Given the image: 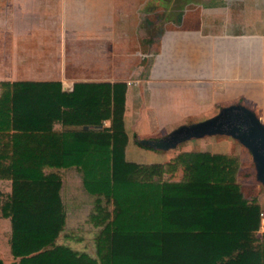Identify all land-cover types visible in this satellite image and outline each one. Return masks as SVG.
<instances>
[{
	"label": "trees",
	"instance_id": "obj_1",
	"mask_svg": "<svg viewBox=\"0 0 264 264\" xmlns=\"http://www.w3.org/2000/svg\"><path fill=\"white\" fill-rule=\"evenodd\" d=\"M126 93V83H0V182L10 183L0 217L13 264H264L263 209L241 191L238 157L128 161ZM179 169L181 180H164ZM68 173L92 201L96 257L58 243Z\"/></svg>",
	"mask_w": 264,
	"mask_h": 264
},
{
	"label": "rangeland",
	"instance_id": "obj_2",
	"mask_svg": "<svg viewBox=\"0 0 264 264\" xmlns=\"http://www.w3.org/2000/svg\"><path fill=\"white\" fill-rule=\"evenodd\" d=\"M9 1L0 0V22L3 21L4 7ZM217 1L44 0L45 10L48 12L61 11V8L58 9V3L68 2L72 3L70 4V7H72L70 11L80 10L82 12L80 15L83 18L78 19V24L75 26L83 30V38L74 39L72 36L66 42L64 34V37L62 35L54 36L55 38L52 36L51 41L53 44L51 46H56L61 41L74 47L75 54L76 51L80 50L81 54L77 52V56L82 57L84 62L79 65L86 69L87 65L85 66V64L91 62L85 59L89 57V49H86V44L89 41L88 36L90 38L96 37L93 39L97 44L92 46L94 48L93 52L98 53L101 51L103 56L106 46L108 49V54L105 56L109 58L106 66L107 73L115 72L121 68L125 69L127 64L130 63L131 73L127 77L129 79L128 85L132 84L137 89H144L150 105L156 107L155 109L147 107L142 110V117L145 118L146 125L148 118L151 116L152 128H155V130L146 136L139 134L134 136L138 147L134 148L133 146V149L139 151L140 154L139 159H137L138 162L166 163L168 159H172L185 151L235 155L240 163L237 182L241 186L243 195L249 200H258L264 210V188L255 178L251 154L233 139L226 136L205 137L184 142L174 150L155 152L146 146L140 145V141L146 139L163 138L181 125H189L210 119L217 115L222 108L231 105L241 104L247 106L264 123V27L261 29L253 28L247 32L253 36L251 51L247 53L249 61L239 63L240 67L237 70L227 68L229 60H226V58L225 62H219L220 92L214 94L212 90L213 41L210 28L212 14H219L225 18L224 21L227 17L224 11L219 10L221 11L219 12L211 8L213 2ZM83 5L90 14L85 15L81 10ZM77 15H67V22H63V26L62 23L58 24L55 21V17H59V14H46L45 18L51 23L50 26L53 30H56V28L62 30L63 27H67L71 32V29H73V16L77 17ZM238 17L242 19L243 14H239ZM252 21L254 22L253 26L258 25L255 19H252ZM202 22L209 26L208 30L203 29ZM185 23L187 24L186 29L179 33V30L183 29L181 26ZM220 29V33L224 32L221 26ZM215 30L218 31L217 28ZM203 31L206 32L201 35ZM101 32H104L106 36L104 37ZM233 32H236L237 35L244 33V31L238 30ZM256 39L261 41V47ZM21 41L18 38L17 44ZM27 41L29 40H25V42ZM45 41L46 39H44ZM164 43H166V46H164ZM100 44H102L101 47H99ZM225 48L221 46L220 51ZM1 50L2 45L0 46V52ZM119 50L123 51L121 56L124 60L132 58V62H124V65L120 67L123 63L115 61L114 56ZM162 53L167 54L166 61H156ZM220 53L221 56H227V52ZM49 55L53 58L56 57L54 52L49 53ZM249 57H252V60ZM49 63L51 64V62ZM49 67L52 69L53 64ZM25 70H28V68L17 69L16 71L20 72V75L18 74L19 79L15 80L32 79L27 76ZM154 76L155 78L164 77L169 82L153 88L151 85ZM235 77H244V93H239V86H233ZM149 89H152V91H149ZM213 97L215 98L213 99ZM179 108L182 112L177 111ZM106 124L108 125L109 121ZM134 125L135 122L132 121L129 128L130 132L135 130L133 129ZM182 174L179 169L173 176L165 175L164 180L179 181ZM8 189V185L2 187L0 190L1 195L9 194ZM62 198L67 210V219L65 230L59 238V244L68 245L74 250L96 257L94 237L97 229H94L87 221L92 209V201L82 191L79 177L76 174L68 173L65 175ZM4 199V197H0V207ZM262 233H264V221L259 231V234Z\"/></svg>",
	"mask_w": 264,
	"mask_h": 264
},
{
	"label": "crops",
	"instance_id": "obj_3",
	"mask_svg": "<svg viewBox=\"0 0 264 264\" xmlns=\"http://www.w3.org/2000/svg\"><path fill=\"white\" fill-rule=\"evenodd\" d=\"M70 4L72 3L60 2V4L58 3L57 6L58 9H62L61 11L56 10L48 12L45 10L44 0H10L7 2L2 16L3 21L0 22V46L2 45V50L0 52V83L26 81L59 82L62 85V90L66 86H71V88H68L66 91H71L73 86L77 83H126L127 93L125 102L124 127L128 136V143L125 154L128 161L141 163L137 160L139 159L138 157H140L139 151L133 149V146L134 148L138 147L135 143L134 136L138 134L146 136L155 130V128H152L153 123L150 118L151 116L148 118L146 125L144 120L145 118L142 117V110L146 109L147 107H150V109H155L156 107L150 105L149 98L146 96V91L144 89H137L132 84L128 85L129 79H127V77L131 73L130 63L127 64L125 69L121 68L115 72L107 73L106 66L109 58L105 56L108 54V49L106 46L103 56L101 51L98 53L96 51L93 52L94 48H92V46L97 45L93 41V39L96 37L90 38V36H88L89 41L87 39L88 44H86V49H89V57L85 59H88V61L91 62L85 64V66L87 65L86 69H83L81 65H79L81 62H84L82 57L77 56V52L81 54L80 50L76 51L75 54L74 47H71L64 42L63 44L61 41L58 43V45L51 46L53 44L51 41L52 36H63L64 34L66 42L70 40L72 36L74 39L83 38V30L75 27L76 24H78L77 20L83 19L80 15L82 12L80 10H73V12H71L70 8L72 7H70ZM211 8L217 11H224V13L227 15L226 20L224 21L225 18L221 17L219 14H212V23L210 26L212 30L213 41V70L211 75V85L215 94L220 92V61L225 62L226 58V60H229V64L227 63V68H232L234 70H237L240 67L239 63L249 61L247 58V53L251 51L253 36L249 35L247 32L253 28L261 29L264 27V0H218L217 2H213ZM81 10L85 13V15L90 14V12L85 9L84 5ZM46 14H59V17H55V21L58 24L62 23V26L63 22H67V15H78L77 17L73 16V29L70 28L71 32H69L67 27H63L62 32L61 29L58 30L57 28L56 30H53V28L50 26L51 23H49L45 18ZM237 14H243L242 19L239 18ZM252 19H255L258 25L253 26L254 22ZM201 24L204 30L209 29V26H206V23L202 22ZM220 26L222 27V31L224 30L222 33H220ZM181 27H183V29L179 30V33L186 29L187 24L185 23ZM215 28L218 29L217 32ZM226 30L228 31L226 32ZM235 30L244 31V33L237 35L236 32H233ZM205 32L203 31L201 35ZM101 33L104 35V37L106 36L104 32ZM221 35L223 36L221 37ZM97 36L104 38L100 35ZM18 38L22 41L17 44ZM44 39H46L45 42ZM25 40L29 41L25 42ZM257 41H259V45L261 47V41ZM101 45L102 44H100L99 47H101ZM164 46H166V43H164ZM221 46L226 48L220 51ZM260 47L259 50L261 51ZM53 52L56 53L55 58L49 55V53ZM220 52H227V56H221ZM116 55L120 56L117 57ZM116 55H114L115 61L123 63L120 67L124 65V62H132V58L125 60L122 58V50L116 52ZM166 57L167 54L162 53L157 57L156 61H166ZM250 60H252V57ZM49 62H51V64ZM52 64L53 68L51 69L49 66ZM19 68H28V70H25V72L27 76L32 79L24 78L22 80H15L19 79L18 74L20 75V72L18 73V71H16ZM239 78L240 77L234 78L233 86H239V93L241 94L244 93L243 88H245V82L244 77L240 79ZM152 80L153 84L151 87L153 88L159 87L160 85H164L163 83L169 82V80L164 77L155 78L154 76ZM149 91H152V89H149ZM214 98L215 97H213V99ZM177 111L182 112L180 108ZM132 121L133 123L135 122V125L133 126V129L135 130L130 132L129 128L131 127ZM170 160L171 159H168V162ZM6 185L9 186L8 192L10 193L9 182H0V190ZM10 231V220L0 217V261H2L3 264L14 263L9 246Z\"/></svg>",
	"mask_w": 264,
	"mask_h": 264
},
{
	"label": "water",
	"instance_id": "obj_4",
	"mask_svg": "<svg viewBox=\"0 0 264 264\" xmlns=\"http://www.w3.org/2000/svg\"><path fill=\"white\" fill-rule=\"evenodd\" d=\"M68 88L71 86L63 91ZM212 136L229 137L244 147L251 154L255 178L264 188V123L245 105L224 107L210 119L181 125L163 138L146 139L140 145L154 151H169L184 142Z\"/></svg>",
	"mask_w": 264,
	"mask_h": 264
},
{
	"label": "built area",
	"instance_id": "obj_5",
	"mask_svg": "<svg viewBox=\"0 0 264 264\" xmlns=\"http://www.w3.org/2000/svg\"><path fill=\"white\" fill-rule=\"evenodd\" d=\"M106 122H107V121H105V122L103 123V127H104V128H108V127L110 126V123L107 125ZM260 218H261V224H262V222L264 221V210L261 211V213H260Z\"/></svg>",
	"mask_w": 264,
	"mask_h": 264
}]
</instances>
